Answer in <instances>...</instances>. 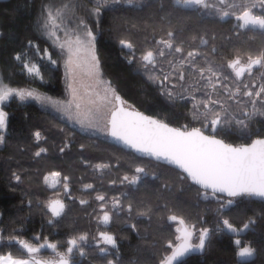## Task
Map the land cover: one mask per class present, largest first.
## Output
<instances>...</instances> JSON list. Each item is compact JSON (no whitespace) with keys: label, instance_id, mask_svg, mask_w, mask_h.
Wrapping results in <instances>:
<instances>
[{"label":"trees","instance_id":"trees-1","mask_svg":"<svg viewBox=\"0 0 264 264\" xmlns=\"http://www.w3.org/2000/svg\"><path fill=\"white\" fill-rule=\"evenodd\" d=\"M43 1H0V73L4 80L13 85L26 84L62 97L61 66L54 68L46 60L40 59L43 79L39 80L27 76L21 61L15 59L17 54H23L22 58L25 59L27 54L33 56V53H38L37 50L33 52L30 41L32 45H37L39 53L47 48L53 57L56 56L49 41L35 29L36 16ZM143 1L139 5L103 9L96 39L103 73L130 105L172 125H190L188 115L192 106L188 104L189 100H170L156 78H148L146 73L150 65L144 67L143 54L151 50L155 59L163 47L156 41L168 39L167 32L172 31L174 47L179 46L183 51L177 54L174 48L163 49L166 53L163 65L179 86L181 83V86H195L199 66L210 63L217 68L236 57L246 62L249 54L255 56L264 50V34L251 28L241 29V22L232 15L223 18L221 15H205L200 9L180 8L175 0ZM121 39L132 43L133 48L122 47L119 43ZM189 51L202 54L203 59L199 58L200 55L196 57L195 68L190 61L184 63L190 62L191 66L181 65ZM178 63L179 69L176 68ZM172 69H175L173 73ZM181 71L186 80L179 79ZM9 110L10 143L4 152H0V231L4 237L0 254L26 253L10 237L26 240L38 234L65 250L70 238L87 234V241L82 242L85 250L83 264H105L107 255L97 249L96 243L99 232L107 231L118 241L119 264H159L160 259L167 254V241L174 240L177 235L175 228L179 226L178 222L167 219L169 215L175 214L183 218L186 225H195L196 229L207 227L210 230L205 249L188 254L178 264H237L238 248L233 241H241L242 237L249 239L256 248L255 260L245 264H264V201L240 198L218 216L216 201L203 200L198 195V186L182 181L179 170L174 167L138 156L107 139L88 136L36 105L10 106ZM35 128L43 130L44 139L32 143L31 134ZM261 128L260 131L264 132V127ZM219 136L235 144L250 140L229 129L222 130ZM69 141L71 147L69 145L61 153L59 149ZM80 145H84V148L78 149ZM42 146L47 149V154L37 157L35 152ZM98 163L109 165L100 175L94 174L90 168V165ZM137 166H144L149 176L136 186L127 183L117 185L123 175H134ZM52 171H59L60 178L68 173L72 181L70 192L77 196H92L94 191L84 193L79 190L80 183L92 181L94 190L103 192L106 198L120 197L125 209L131 203V216L126 210L119 214L114 212L111 222L99 223L100 211L92 196V203L86 207L73 199L67 212L64 211L60 217H53L47 204L51 195L60 188L58 183L53 187L44 180ZM13 173L21 179L17 181ZM113 180L117 183L109 186L108 183ZM164 184L168 185L169 190H162ZM149 208L151 212L140 215ZM50 219L53 220L51 224L48 222ZM223 219H229L235 227H241L247 220L254 223L251 231L238 236L226 229L216 231L218 224L222 227ZM126 223L135 224L136 229L133 230Z\"/></svg>","mask_w":264,"mask_h":264},{"label":"snow or ice","instance_id":"snow-or-ice-1","mask_svg":"<svg viewBox=\"0 0 264 264\" xmlns=\"http://www.w3.org/2000/svg\"><path fill=\"white\" fill-rule=\"evenodd\" d=\"M120 2L121 0H95L91 14L99 17L103 7ZM123 2L139 5L142 0H123ZM226 3L227 0H219L220 5ZM175 4L180 8L191 10L216 7L208 0H175ZM228 7L232 8L235 5H228ZM216 10L222 18L232 15L236 20L241 21L239 25L241 29L251 28L253 31L259 30L264 34V0H246L243 10L238 14L234 11L229 12L225 8H217ZM48 20L51 21V28L53 29L48 32V35L55 38V46L59 49L60 55L64 57L62 67L69 98L64 101L53 100L52 97L42 95L35 90L14 88L7 85L0 86V143L5 140L3 132L7 128L9 116L3 105L15 95L20 101L31 99L40 104L50 105L54 111L62 113L81 129L90 130L94 135L109 138L125 149L143 157L174 167L179 170V178L182 181H189L191 185L198 186V195H202L205 200L212 198L216 201L218 214H222L231 208L240 198H259L264 201V137L257 136L251 139L249 143L237 145L219 138V133L222 130L233 126L242 133L247 132L251 118L256 114L264 115V110H261L264 109V84L259 86L255 83L243 84L242 89L238 86L233 91L225 83L229 79L227 75H222L211 66L207 69L201 67L199 69L200 80L206 81L213 92L217 91L218 86L227 89L225 93L227 99L237 104L244 102L238 99L242 95L247 98L252 110L249 111L245 108L241 113L243 118H238L231 116L224 103L220 99H214L212 93L204 92L200 99H197L196 95L193 94L190 97L192 107L195 110L193 119L198 120L200 126L190 127L185 124L182 127H174L163 119H157L136 110L118 94L110 82L102 78L101 61L97 56L95 46L96 37L93 29L85 20L80 19L74 28L65 29L63 38L57 35L55 29H59L60 26L56 24L50 11L48 12ZM45 27L47 28L48 25L46 24ZM167 37L168 39L156 41L158 45L163 46L159 55L161 57L165 55L163 50L165 48L170 50L174 48L175 53H182L181 47H174L173 45L174 33L168 31ZM119 43L124 48H133V44L127 40L121 39ZM29 44L36 47L32 45L31 41ZM37 52H40L39 48H37ZM198 55L200 54L196 51L187 52V56L181 61V65L183 66L185 61H190L192 67L195 68L194 61ZM15 59L21 60L22 57L17 54ZM41 59L46 60L54 68L61 66L58 59L53 58L47 48L43 50ZM142 61L145 62L144 67L146 68L148 65L155 66L153 51L149 50L143 54ZM131 62L130 59L129 63ZM256 66L264 68V50L255 56L249 54L243 64L240 57L231 59L227 63V67L234 72L237 80H240L245 72L251 75L252 69ZM23 67L28 74L41 77L40 68L36 64L30 65L28 62H24ZM168 79L167 75L163 77V81ZM179 79L185 80L183 71L179 72ZM199 90V88L195 89V91ZM165 95L173 101L177 98L174 88L168 90ZM179 98L184 99L185 97L181 95ZM257 105L260 107L258 108ZM201 107L203 108L202 112ZM34 137L37 142L44 138L38 130L34 132ZM67 147L68 144L65 143L59 151L63 153ZM80 147L83 148L84 145ZM46 151L47 149L40 148L35 155L39 157ZM96 167L107 168L109 165L98 164ZM134 171V175H123L120 183L127 182L128 185L136 186L149 176L147 170L142 166L135 167ZM13 176L17 181L21 179L15 173ZM60 176L59 171H52L44 177V180L47 182L51 177L54 186L58 182L56 178ZM153 178L158 179L159 177ZM69 180L70 177L63 176V191L69 199H74L70 194ZM116 183V180L111 181L113 185ZM84 187L92 189L93 185L86 184ZM161 188L163 191L169 190L167 184L162 185ZM95 199L101 202L99 208L102 216L99 219L104 224L112 221L114 212L119 214L126 210L129 216L133 212L132 204H127L125 209V205L119 197H111L110 206L104 195L98 194ZM79 203L84 205L88 201L81 199ZM48 207L53 217H60L65 209L64 203L60 200L51 202ZM151 211L152 209L149 208L147 211L141 212L140 215H147ZM167 219L170 222H178L179 226L175 228L177 233L175 239L167 241V254L160 259L159 264H178L188 254L205 249L206 241L210 237L209 228L196 229L195 225H186L185 220L175 214L169 215ZM48 222L51 224L53 220L50 219ZM250 223H254V221H249L243 225L242 229H237L230 223L229 219H223L222 228L230 233H238L247 230ZM130 227L133 230L136 229L135 224H131ZM220 230L221 225L218 224L216 231ZM2 239L3 236H0V240ZM10 239L16 240L27 253V258L16 257L8 252L7 254H0V264H74V250L80 256H84L85 250L82 247V242L87 241L88 236L82 234L70 238L64 252H59L57 244L47 240L44 243L33 244L16 237H10ZM36 239L39 240L40 237H36ZM194 239L198 242H194ZM101 242L112 248L117 247L116 238L107 231L99 232L97 246ZM233 243L239 248L238 255L240 257H251L254 254L255 250L250 246L240 248V239H235ZM45 247L56 252L54 259L39 258L38 254ZM99 251L106 253L108 248L100 247ZM107 264H114V261L108 260Z\"/></svg>","mask_w":264,"mask_h":264},{"label":"rangeland","instance_id":"rangeland-1","mask_svg":"<svg viewBox=\"0 0 264 264\" xmlns=\"http://www.w3.org/2000/svg\"><path fill=\"white\" fill-rule=\"evenodd\" d=\"M143 2L144 1L142 0L141 3H143ZM208 2L213 4V5H215L216 7L213 8V9H200V11H201V13H203L205 15H209V16L221 15L216 10L217 8H225L229 12H233L234 11V12H236L238 14L240 11L243 10V7L246 4V0H227V3L225 5H220L219 4V0H208ZM94 3H95V0H44L43 1L42 6H41V8H40V10H39V12H38V14L36 16L35 29L41 36L45 37L49 41L50 45L52 46V48L54 49V51L56 53V56L53 57V58L58 59V61L60 62L61 67H62V63H63L64 57H62L60 55L59 49L55 46V38L54 37H50L48 35V32L53 30L51 28V21L48 20V12L50 11L52 13V16L55 19L56 24L60 26L59 29H55V30L57 31V35L60 36L61 38H63V36H64V30L65 29L74 28L75 24L80 19H83V20H85L86 23H88L89 27H91L93 29L94 35H95V37L97 39V35H98V32H99V22H100L101 17H102L103 9L106 8V7H109V6L110 7H113V6H126V5H129V4L125 3V2H123V0H121L120 3L110 4L108 6H105V7L102 8V11H101L99 17H97V16H94V15L91 14V10L94 7ZM131 5H133V4H131ZM228 5H235V7L229 8ZM46 24L48 25L47 28L45 27ZM95 46H96V41H95ZM37 48L38 47L36 45V47H34V49H33L34 50L33 52H35V50H37ZM96 52H97V56L99 57L98 51H97V47H96ZM42 53H36V54L33 53L34 54L33 56H29V54H27L25 59L22 58L20 60L21 63H22V67L24 65V62H28L30 65L31 64H36V66L38 68H40L39 60L41 59ZM22 55L23 54H21V57H22ZM165 55H166V53H165ZM165 55L163 57H161L159 54H156L155 55V59H154L155 60V66L150 65L149 66V72L146 73L148 78H150V77H151V79H152V77L156 78L157 83L162 86L161 90L163 92H167L168 90L174 88V93L177 96V99L179 98V96L183 95L185 97L184 100H189L188 104L191 105V106H192V101H191L190 97L193 94H195V95L197 94L198 95V96L196 95L197 99H200V98L203 97L204 92H210V93H212L214 99H220L224 103L225 108L228 110V112H229V114L231 116H235V117H238V118H243L241 113H242V111L245 108H247L249 111L252 110V106H251L250 103H248V100H247L246 97H243L242 95H240L238 97V99H240V100H242L244 102L243 103H239V104L233 102L232 100H228L226 95H225L227 89H223V88H220L218 86L217 91L213 92L211 86L208 85L206 81L200 80V75H198V78H197V80L194 83V85L196 84L195 86H193V85L181 86L182 83L179 86V84L176 82L177 80L174 79V76L170 77V75H168V73H167V70H166L165 66L163 65ZM199 58L203 59L202 54L199 56ZM241 61H245V59H243ZM184 65L191 66V63L190 62H189V64H185L184 63ZM209 66H211L214 70L220 72L222 75H228L230 80L229 81L228 80L225 81V83H227L229 85V88L232 89L233 91H235V89L238 86L242 89V85L243 84L255 83L258 86L261 85V84H264V78H263L264 68H261V67L259 69L252 70V74L251 75H248V73H246L244 75V77H242L240 80H237L236 77H235L234 72L230 68L227 67V63L226 64H222V65L218 66L217 68H215V66L211 65L210 63H204L203 65L199 66V69L201 67L207 69ZM176 68H178V69L181 68L179 63L176 65ZM174 70L172 69L171 73H173ZM23 71L27 74V76L32 77V78H37V79L41 80L42 75H41V77H34L33 75L28 74L26 72V70L24 69V67H23ZM62 71H63V67H62ZM101 71H102V78L105 81L110 82L112 87L115 88L114 85L112 84V82L104 75L103 70H102V66H101ZM165 75H167L169 77V79L167 81H163V77ZM186 79L187 78H185V80ZM162 81H163V83H162ZM0 82H2V84H0V86L7 85L9 87H14V88L35 90V91L39 92L42 95H47V96L52 97L53 100L64 101V100H67L69 98L68 92H67V88H66L64 71H63V77H62V83H63V96L62 97L53 96V95H51V94H49L47 92H44V91H42V90H40V89H38L36 87L29 86V85H26V84H21V86L20 85H13L10 81L4 80V78L1 75V73H0ZM196 88H199L200 90L199 91H195ZM183 92H184V94H182ZM28 104L36 105L37 107H39V109H41L43 111H47V112H49L51 114L54 113L53 115L55 117H57L60 120L64 121V123H66L69 127L75 128V129L79 130L80 132H82V133H84V134H86L88 136H94L95 138H100V139H107L106 137H104L102 135H94L90 130L81 129L73 121L68 120L62 113H57L56 111H54L51 108L50 105L40 104V103H37L36 101L31 100V99L26 100V101H20L18 97L13 95L9 99V101L5 102L3 107L6 110V106H8V105H10V106H25V105H28ZM257 107L259 108L260 106L257 105ZM261 110H264V109H261ZM6 111L9 113V115L11 114L9 109L6 110ZM194 111L195 110L192 107V110H191L190 114L188 115V117L190 119L189 123H190L191 126L199 127L200 126L199 121L196 120V119H193V112ZM202 111H203V108L201 107V112ZM8 119H9V116H8ZM49 122L51 123V125H53L51 120ZM261 126L264 127V115L256 114L255 116H253L251 118L250 127H249V130L247 132L242 133L239 130L235 129L234 126L232 128H226V129L227 130L229 129V131H236L238 134L246 136V137H249L250 140H251V139L261 135L260 134ZM180 127H182V126H180ZM37 130L40 131L41 134L43 133V130L35 128L32 131V134H31L32 143L37 142L35 137H34V132L37 131ZM9 134H10V132L8 130V123H7V128L3 132L5 140H4L3 143H0V152H4L5 147L8 146L7 144L10 143L9 140H8ZM42 137H44L43 134H42ZM43 139H41L40 141H42ZM70 141L68 142V146L70 145V147H71V142ZM80 146L78 147V149H82ZM40 148H45V147H43V146L42 147H38L36 152ZM44 154H47V153H42L41 156L44 155ZM98 164H100V163H98ZM98 164L90 165L91 170L94 171L93 173L96 174V175L102 174V172H104L105 169H106V168H97L96 165H98ZM142 167H144V166H142ZM65 175L70 177L68 173L64 174V176ZM91 182L92 181H86V182L80 183L79 190L84 192V193L85 192L94 191V194L92 195L94 197V201H93V197L91 195H89V196L86 195L87 197H84L85 194L82 195V196L81 195L77 196L76 194H74L72 192H70V194H71V197L74 198V200L77 199V200L80 201L81 199H83V200L88 201L87 204L83 205L84 207H86V205L91 204L92 201H93L97 205V207L99 208V204L101 202L96 201L95 197L98 194L104 195V193L101 192V191H98V190H94L95 187H93L92 189H86L84 187L86 184H92L93 185V183H91ZM57 183H58V186H59L60 190L55 192V194H52L50 200H52L54 198L64 199L66 201V209H65V211L67 212L68 209H69V203H71L74 200L73 199H69L67 196H65L64 191H63V187H62L63 178L58 177V182ZM71 183H72V181H71V178H70V180H69V186L70 187H71ZM125 183H127V182H125ZM108 185L109 186L112 185L111 182H109ZM117 185H122V184L119 182ZM200 196H201V198L203 200H205L202 197V195H200ZM112 197H114V196H112ZM106 200L108 201L109 206H110L111 197L110 198H106ZM208 200L215 201L212 198H209ZM99 211H100V213L98 215V219H99L100 216H102V212H101L100 208H99ZM219 215H221V214H218V216ZM249 221H251V220H247L245 223H248ZM99 223H102L100 221V219H99ZM126 225H130V223H126ZM243 225L241 227H235L234 225L233 226L235 228H237V229H242ZM251 227H252V223H250L249 228H251ZM221 229H223V228L221 227ZM244 231H240V232L235 233V234H237L239 236V235H242L244 233ZM0 236H1V231H0ZM36 237H40V236L38 234L37 235H32V238L30 237L29 239H26V240L29 241L30 243H33V244L44 243L45 240L50 242L46 237L44 239L40 237L39 240H37ZM3 239H4V237H3ZM2 240H0V243L2 242ZM194 242H198V241H195V239H194ZM117 243H118V241H117ZM58 247H57V249H58L59 252L66 251V249L65 250L64 249L61 250ZM100 247H107L108 248V251L105 253L107 255L106 259H105L106 260L105 264H107L108 260H113L114 264H119L118 260H119L120 252L118 250V245H117L116 248H112L111 246H106V245H104L102 243L101 245L98 246L97 249L99 250ZM24 255L27 256V253H25ZM52 255H54L56 257V252H54V254H52ZM38 256H40V253L38 254Z\"/></svg>","mask_w":264,"mask_h":264},{"label":"flooded vegetation","instance_id":"flooded-vegetation-1","mask_svg":"<svg viewBox=\"0 0 264 264\" xmlns=\"http://www.w3.org/2000/svg\"><path fill=\"white\" fill-rule=\"evenodd\" d=\"M243 63H245V62H242V64ZM260 67L258 66V67H256V68H253L252 70H254V69H259ZM247 72H245V74H246ZM244 74V75H245ZM244 77V76H243ZM9 107H10V105H8V106H6V110H8L9 109ZM10 116V115H9ZM8 122H9V119H8ZM260 136H264V132H261L260 131ZM57 184H55L53 187H55ZM251 229L252 228H248L247 230H245L244 231V233L242 234V235H245L247 232H249V231H251ZM242 240H241V244H240V248H242V247H245V246H250L251 248H253L255 251H254V254L251 256V257H246V258H244V259H240L239 258V255H238V253H237V264H245V263H247V262H250V261H253V260H255V258H256V248L252 245V243H251V241L248 239L247 240V238H245V237H242L241 238ZM102 243H100L99 245H101ZM96 245H97V243H96ZM58 247V246H57ZM59 248V247H58ZM62 252H64V251H62ZM238 252H239V248H238ZM52 254H54V251L52 250V249H49V248H47V247H45L44 249H41V251H40V256L42 257V258H44V259H48V260H51V259H54L55 258V256L54 255H52ZM103 254H105V253H103ZM84 259H85V255L84 256H80L79 254H78V252H76L75 250H74V256H73V260H74V264H83L84 263Z\"/></svg>","mask_w":264,"mask_h":264},{"label":"water","instance_id":"water-1","mask_svg":"<svg viewBox=\"0 0 264 264\" xmlns=\"http://www.w3.org/2000/svg\"><path fill=\"white\" fill-rule=\"evenodd\" d=\"M0 1H5V0H0ZM256 67H258V66H256ZM256 67H254V68H256ZM120 95V94H119ZM136 110H138V111H141V112H143L145 115H151V114H149V113H146L145 111H143V110H141V109H139V108H137V107H135V106H133ZM151 116H153L154 118H157V119H160V118H158V117H156V116H154V115H151ZM166 122V121H165ZM168 123V122H167ZM170 124V123H169ZM171 126H174V127H179V126H175V125H172V124H170ZM261 137H264V136H261ZM219 138H222V137H220L219 136ZM107 140L109 141V142H111V143H114L115 145H118V146H120V147H122V148H124L122 145H119V144H117L115 141H112L111 139H109V138H107ZM226 141V140H225ZM251 141V140H250ZM249 141V142H250ZM227 142V141H226ZM249 142H244V143H249ZM228 143H230V142H228ZM232 144H234V145H237V144H235V143H232ZM239 144H241V143H239ZM125 149V148H124ZM126 150H129V149H126ZM129 151H131V150H129ZM134 153V152H133ZM136 155H138V156H141L140 154H138V153H135ZM141 157H143V156H141ZM145 158H147V157H145ZM148 159H150V158H148ZM151 160H153V159H151ZM153 161H155V160H153ZM162 163V162H161ZM170 166V165H169ZM172 167V166H171ZM57 179V178H56ZM49 184H53L52 183V178L50 177L49 178V180L47 181ZM254 199H257V200H260L259 198H254ZM56 200H60V201H62L63 203H64V205H65V208H66V203H65V201L63 200V199H60V198H55V199H52V200H50L49 201V203H48V205L51 203V202H53V201H56ZM48 205H47V209H48V211L51 213V211L49 210V207H48ZM64 211H65V209H64ZM64 213V212H63ZM52 214V213H51ZM39 258H42V257H40L39 256ZM185 258V257H184ZM239 258L240 259H244V258H246V257H240L239 256ZM42 259H44V258H42Z\"/></svg>","mask_w":264,"mask_h":264},{"label":"crops","instance_id":"crops-1","mask_svg":"<svg viewBox=\"0 0 264 264\" xmlns=\"http://www.w3.org/2000/svg\"><path fill=\"white\" fill-rule=\"evenodd\" d=\"M14 256H16V257H22V258H27V256H25V255H14Z\"/></svg>","mask_w":264,"mask_h":264},{"label":"bare ground","instance_id":"bare-ground-1","mask_svg":"<svg viewBox=\"0 0 264 264\" xmlns=\"http://www.w3.org/2000/svg\"><path fill=\"white\" fill-rule=\"evenodd\" d=\"M54 114V113H53Z\"/></svg>","mask_w":264,"mask_h":264}]
</instances>
